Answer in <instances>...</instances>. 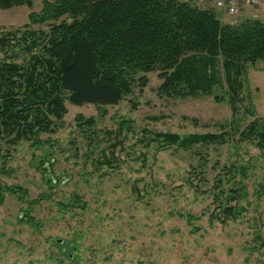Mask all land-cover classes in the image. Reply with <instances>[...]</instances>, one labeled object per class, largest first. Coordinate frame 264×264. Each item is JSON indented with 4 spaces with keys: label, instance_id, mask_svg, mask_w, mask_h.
Returning <instances> with one entry per match:
<instances>
[{
    "label": "rangeland",
    "instance_id": "rangeland-1",
    "mask_svg": "<svg viewBox=\"0 0 264 264\" xmlns=\"http://www.w3.org/2000/svg\"><path fill=\"white\" fill-rule=\"evenodd\" d=\"M44 1L52 0L0 10V32L26 24ZM217 12L223 23L264 21V6L236 17ZM216 71L215 81L207 76L211 89L183 98L160 96L161 80L153 72L117 105L66 102L56 132L42 134L38 145L3 150L0 264H264V193L257 194L264 160L258 150L227 145L211 150L206 165L193 152L151 141L159 132L216 133L233 118L219 60ZM240 81L234 118L239 124L264 118V64L248 65ZM77 116L95 119L91 139L85 141ZM217 159L221 165L252 163L244 210L227 222L213 216L218 211L210 183L201 185L200 170L212 169Z\"/></svg>",
    "mask_w": 264,
    "mask_h": 264
},
{
    "label": "trees",
    "instance_id": "trees-1",
    "mask_svg": "<svg viewBox=\"0 0 264 264\" xmlns=\"http://www.w3.org/2000/svg\"><path fill=\"white\" fill-rule=\"evenodd\" d=\"M33 1L0 0V10L31 9ZM237 21L223 23L212 6L183 0L44 1L40 11L28 14L26 24L0 32V156L21 142L38 145L42 134L56 132L66 102L117 105L134 86L146 85L147 73H157L161 82L156 90L162 97L183 98L211 89L207 76L215 81L219 60L232 94L233 118L216 133L159 132L151 141L159 148L176 145L193 152L206 165L211 150L227 145L252 146L264 160V118L244 124L234 118L247 66L264 64V21ZM76 118L85 141L91 139L95 119ZM220 161L200 170L201 185L210 183L207 192L218 211L213 216L227 222L244 210L241 201L249 193L252 163ZM103 162L109 164L106 155ZM258 187L261 196L264 185Z\"/></svg>",
    "mask_w": 264,
    "mask_h": 264
},
{
    "label": "built area",
    "instance_id": "built-area-1",
    "mask_svg": "<svg viewBox=\"0 0 264 264\" xmlns=\"http://www.w3.org/2000/svg\"><path fill=\"white\" fill-rule=\"evenodd\" d=\"M210 5L216 10L224 11L225 14L236 17L244 12L246 7L259 8L264 6V0H197Z\"/></svg>",
    "mask_w": 264,
    "mask_h": 264
},
{
    "label": "water",
    "instance_id": "water-1",
    "mask_svg": "<svg viewBox=\"0 0 264 264\" xmlns=\"http://www.w3.org/2000/svg\"><path fill=\"white\" fill-rule=\"evenodd\" d=\"M58 243H61V240H58Z\"/></svg>",
    "mask_w": 264,
    "mask_h": 264
},
{
    "label": "crops",
    "instance_id": "crops-1",
    "mask_svg": "<svg viewBox=\"0 0 264 264\" xmlns=\"http://www.w3.org/2000/svg\"><path fill=\"white\" fill-rule=\"evenodd\" d=\"M249 14V13H248Z\"/></svg>",
    "mask_w": 264,
    "mask_h": 264
}]
</instances>
